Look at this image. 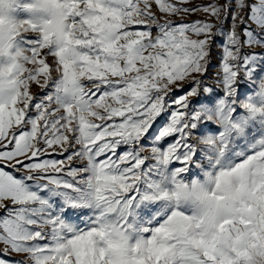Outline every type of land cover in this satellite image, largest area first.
Segmentation results:
<instances>
[{
	"label": "snow or ice",
	"instance_id": "obj_1",
	"mask_svg": "<svg viewBox=\"0 0 264 264\" xmlns=\"http://www.w3.org/2000/svg\"><path fill=\"white\" fill-rule=\"evenodd\" d=\"M0 264H264V0H0Z\"/></svg>",
	"mask_w": 264,
	"mask_h": 264
},
{
	"label": "rangeland",
	"instance_id": "obj_2",
	"mask_svg": "<svg viewBox=\"0 0 264 264\" xmlns=\"http://www.w3.org/2000/svg\"><path fill=\"white\" fill-rule=\"evenodd\" d=\"M195 3H200L201 0H194ZM198 17L192 16L189 17L188 19L194 20L197 19ZM230 26V21L224 24V28H228ZM224 40L223 36H217V39L215 40L213 46H212V58H211V67L209 68L207 76L204 78L205 83L208 85H213L215 82V74L219 68L220 64V51H221V44L222 41ZM257 51H260V49H257ZM248 88H251L252 85L249 84L247 85ZM183 94L182 92H178L177 95ZM164 123V120L161 119L157 122V124L153 127V129L150 132V136L155 135L157 130L160 128V126ZM167 142H171V140H168ZM21 259L19 256H13L10 258L12 261H18Z\"/></svg>",
	"mask_w": 264,
	"mask_h": 264
}]
</instances>
